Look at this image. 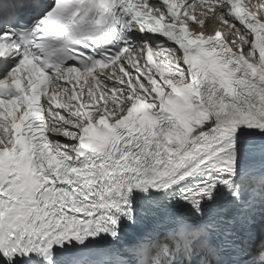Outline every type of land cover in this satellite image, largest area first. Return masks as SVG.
<instances>
[{"label": "snow or ice", "instance_id": "obj_1", "mask_svg": "<svg viewBox=\"0 0 264 264\" xmlns=\"http://www.w3.org/2000/svg\"><path fill=\"white\" fill-rule=\"evenodd\" d=\"M240 5L0 0V264H264V17ZM210 14L231 43L191 27Z\"/></svg>", "mask_w": 264, "mask_h": 264}, {"label": "bare ground", "instance_id": "obj_2", "mask_svg": "<svg viewBox=\"0 0 264 264\" xmlns=\"http://www.w3.org/2000/svg\"><path fill=\"white\" fill-rule=\"evenodd\" d=\"M249 163L255 164L257 167H260L262 165H264V158H250L249 161H247Z\"/></svg>", "mask_w": 264, "mask_h": 264}]
</instances>
